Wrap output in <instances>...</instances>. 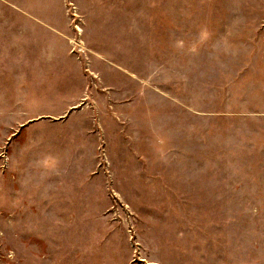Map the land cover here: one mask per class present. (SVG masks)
<instances>
[{
  "label": "rangeland",
  "instance_id": "obj_1",
  "mask_svg": "<svg viewBox=\"0 0 264 264\" xmlns=\"http://www.w3.org/2000/svg\"><path fill=\"white\" fill-rule=\"evenodd\" d=\"M263 21L264 0H0V264H264V114L217 108L248 98L218 97L216 63ZM58 56L82 67L92 108L43 97ZM172 75L197 108L169 130ZM128 101L166 107L159 145L124 129ZM78 114L93 129L72 128Z\"/></svg>",
  "mask_w": 264,
  "mask_h": 264
},
{
  "label": "crops",
  "instance_id": "obj_2",
  "mask_svg": "<svg viewBox=\"0 0 264 264\" xmlns=\"http://www.w3.org/2000/svg\"><path fill=\"white\" fill-rule=\"evenodd\" d=\"M27 15L29 14L27 13ZM221 26L223 28L226 26L225 21L222 22ZM257 26L254 25L253 27L254 35L241 33L240 38L238 37L240 45H243V47L239 50L240 51L239 54L241 58H239L238 60L234 58L232 62L222 58H217L216 61V63L222 64L223 66L225 64H228L227 69L224 68L218 70L217 72L218 97L224 99L226 98V96L233 98H248V103L246 104L231 103L230 101H227L228 99L227 100L225 99L224 103H222V101H219L220 105H218L217 108H253V110H249V112L258 114V110H259L262 111L261 114H264V21L257 24ZM244 27H248V26L244 25ZM246 38L252 40L254 43L253 42H250L249 44L244 43L243 39ZM236 40L237 38L235 39L231 36L229 38V36H226L223 32L222 36L218 37V47L221 46L219 44L221 42L225 44L232 41L233 43L230 42L228 45L229 47H232V49L234 50V48H237ZM55 63L57 65L58 70L61 72L59 74L60 77L58 78L59 81L57 82L56 85H51L53 83L52 82L53 80L50 83L48 82V85L46 86L47 89L46 91L48 92V94L47 96L43 94V97L44 98L47 97L46 100H48L49 102L51 101V98L55 100L58 99L61 100L60 102L63 104L64 106L63 108H74L76 104H82L84 102L83 92L86 86V77L84 75V71L82 70V67L77 62V60H75L74 57L72 56L68 58L64 56H58ZM171 79H172V84H171L172 88L169 93V98L172 104L168 105L169 123L168 125H165L169 130H171L172 128H177L178 126L176 122L178 120L180 121L183 116L186 117L187 119L190 118L195 112L194 108H197L196 106L191 104H184L179 98L180 96L189 95V88L187 87L186 84L187 78H182L180 75L178 78L176 75L175 78H173L172 75ZM221 81H222V85H221ZM50 89L56 90L55 96H52V94H50ZM160 94L161 91L156 92V95L159 97ZM87 105L88 104L86 105L82 104L80 108L83 109L92 108L91 105L89 106ZM124 107H127V108H123L124 124H126L124 125V129L133 130L134 125H136L137 127H144L150 130V135L152 138L149 137V142L155 145H159L158 144V140H160L159 135L161 133V129L165 127L161 126V121L159 119L154 118V111L156 108H166V107L161 105L158 106L145 105L143 108H138L137 103H134V101L133 102L128 101L126 103V106L124 104ZM171 108H173L172 115H171ZM61 109L62 108H56L55 106H52V108H50L48 103L46 108H42V111L56 112V111H62ZM143 109H145L146 112L149 114L150 120L140 122L139 121L141 115L140 111H143ZM70 117H72V110L69 111L68 114L69 119ZM78 118H79V114L73 115V120L71 121L69 120L68 123H70L72 128L78 131H81L84 128L93 129V125L91 123L87 127H84L83 124H81L77 120ZM171 122H173V126L171 125ZM183 127H185V125H183ZM132 157H134V155L129 154L128 152L124 153L122 155V158L120 159L121 161H119L120 162L119 167L124 168V161L133 160ZM140 157H142L144 161H147L148 159H154L156 157L157 159H159L161 155L159 153L154 155L143 154L140 155ZM135 159L139 161V159L137 158ZM126 170L128 171V167ZM160 174L163 178L162 180H160V185L162 187H164L163 184H168L170 187H173L176 183L181 182L180 179H177L178 173L176 171H173L172 174H165L162 172ZM121 175L122 177L124 176L127 177V175L124 174V169H122ZM207 176L212 177L214 175L208 174ZM142 182L140 181V179L137 181L135 180L131 181L132 184L137 183L136 184L137 189H132V191L150 192L157 190L150 188L154 186V182L151 181L147 182L145 180ZM149 183L152 184L149 185ZM167 191L188 192L187 189H178L177 187L172 189H167ZM191 191H195V190L192 189Z\"/></svg>",
  "mask_w": 264,
  "mask_h": 264
}]
</instances>
